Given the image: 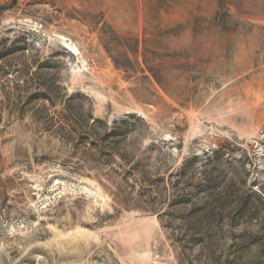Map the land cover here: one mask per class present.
Listing matches in <instances>:
<instances>
[{"label":"rangeland","instance_id":"374dc122","mask_svg":"<svg viewBox=\"0 0 264 264\" xmlns=\"http://www.w3.org/2000/svg\"><path fill=\"white\" fill-rule=\"evenodd\" d=\"M0 264H264V0H0Z\"/></svg>","mask_w":264,"mask_h":264}]
</instances>
